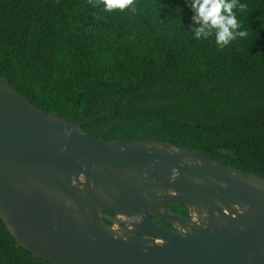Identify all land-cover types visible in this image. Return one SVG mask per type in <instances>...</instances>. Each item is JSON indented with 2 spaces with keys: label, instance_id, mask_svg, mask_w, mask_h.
<instances>
[{
  "label": "trees",
  "instance_id": "trees-1",
  "mask_svg": "<svg viewBox=\"0 0 264 264\" xmlns=\"http://www.w3.org/2000/svg\"><path fill=\"white\" fill-rule=\"evenodd\" d=\"M241 2L248 35L220 49L193 37L185 0H0V75L95 137L172 141L264 177V0ZM0 264L58 263L0 217Z\"/></svg>",
  "mask_w": 264,
  "mask_h": 264
},
{
  "label": "water",
  "instance_id": "water-1",
  "mask_svg": "<svg viewBox=\"0 0 264 264\" xmlns=\"http://www.w3.org/2000/svg\"><path fill=\"white\" fill-rule=\"evenodd\" d=\"M0 217L58 264H264V177L172 141L95 137L1 75Z\"/></svg>",
  "mask_w": 264,
  "mask_h": 264
},
{
  "label": "clouds",
  "instance_id": "clouds-1",
  "mask_svg": "<svg viewBox=\"0 0 264 264\" xmlns=\"http://www.w3.org/2000/svg\"><path fill=\"white\" fill-rule=\"evenodd\" d=\"M185 4L191 10L190 28L197 40L213 37L216 46L223 49L238 37L243 39L248 35L237 18V12L247 8L241 0H185ZM102 6L107 12L116 9L135 12L137 7L134 0H102ZM177 174L173 169V178ZM133 220L138 223L140 217L133 216Z\"/></svg>",
  "mask_w": 264,
  "mask_h": 264
}]
</instances>
